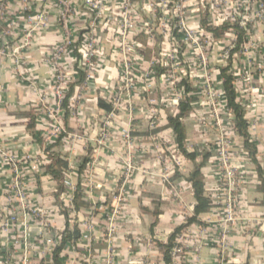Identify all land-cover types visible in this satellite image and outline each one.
<instances>
[{
  "label": "crops",
  "instance_id": "obj_1",
  "mask_svg": "<svg viewBox=\"0 0 264 264\" xmlns=\"http://www.w3.org/2000/svg\"><path fill=\"white\" fill-rule=\"evenodd\" d=\"M69 1L71 45L59 64L67 83L79 79L78 69L85 77L74 85L66 106L67 84L59 101L57 69L50 61L66 38L56 1L4 0L0 12V50L5 52L0 54V264H54L51 252L66 224L62 209L69 228L77 224L80 231L75 242L64 245L62 264H163L156 241H165L193 215L188 176L202 162L200 179L214 205L176 237L173 264H264V174L257 171V166L264 168V8L249 12L245 40L231 64L254 155L233 127L230 153L238 182L231 193L234 219L224 223L216 156L221 137L213 131L207 141L193 124L201 100L196 89L192 110L182 118L186 149L197 153L193 160L179 151L166 126V117L176 112L183 96L174 87L180 95L174 102L170 91L158 88L162 74L157 69L167 66L165 48H174L168 25L174 0H129L128 10L124 0H105L99 16L85 0ZM126 12L132 26L123 31ZM205 13L219 25L237 15L240 22L244 11L234 0H185L183 5L186 25L211 41L216 61L212 78L222 89L217 66L225 64L228 54L224 61L218 55L232 46L234 32L214 40L199 25ZM89 35L97 41V67L87 75L83 45ZM124 59L132 61L136 72L131 110L114 101ZM145 71L149 77L144 80ZM99 100L111 103L112 109L105 111ZM126 131L130 140L123 136ZM48 147L68 163L62 191L46 171ZM85 157L89 161L79 171ZM77 189L86 203L79 208L72 201Z\"/></svg>",
  "mask_w": 264,
  "mask_h": 264
},
{
  "label": "trees",
  "instance_id": "obj_2",
  "mask_svg": "<svg viewBox=\"0 0 264 264\" xmlns=\"http://www.w3.org/2000/svg\"><path fill=\"white\" fill-rule=\"evenodd\" d=\"M170 4V3H169ZM168 25L171 30V45L176 51V56L182 63L183 53L185 50L184 43L178 38L179 24L177 18H169ZM200 27L209 32L211 37L215 40L224 36L229 30L234 32V43L232 46L228 45L225 49L228 52V57L225 60V64L217 66L219 74L222 78V90L225 108L233 116V127L242 136L244 140V147L248 150L250 155H254V146L249 140V135L247 132V122L244 117V108L236 99V90L234 86V76L231 70V64L233 60L234 53L239 51L241 44L245 40L246 30L243 25L239 22V16H235L233 21H223L219 25H214L207 19V13L200 17ZM77 58L80 59L77 49H75ZM158 68V67H157ZM166 68L157 69V75H161L167 72ZM79 79L74 82L67 83V92L62 100V104L66 106V99L71 94L75 84H79L84 80L85 74L82 70L78 69ZM174 86L177 90L183 93V96L178 100L176 106V112L172 115L166 117V126L171 129L177 148L179 151L187 158L194 159L197 153L195 151H188L185 146V132L182 124V118L187 116L192 110V103L196 100L195 88L190 84L188 77L181 75L179 79L174 82ZM99 105L105 110L110 111L112 105L109 102L99 100ZM55 145V143L53 144ZM51 147L45 150L46 157L49 158L48 164L45 166L48 174L57 181L58 191H62V179L67 171L68 163L58 152L50 151ZM208 156L207 153L203 154V160ZM89 161L87 157L79 163V171H81L85 164ZM203 163V162H202ZM202 163H196L193 170L190 172L188 179L192 183L193 196L195 198V204L193 207V215L188 216L182 224L177 226L173 231L167 236L165 241H156L157 246L160 248L162 253L163 264H173V249L178 246L176 242V237L181 233V231L187 228L190 224L194 222H199L198 214L207 210L209 207L213 206V202L209 196L205 194L203 189V182L200 179V166ZM257 171L259 174H264V168L257 166ZM57 195V194H56ZM73 204L75 208L80 206H85L86 203L81 199L79 189L74 192ZM62 214L65 217V227L59 232V238L53 250L51 252V258L54 264H62L60 261V253L64 245L68 242H75L80 237V231L77 224L73 225L72 228L68 226V214L67 211L62 209Z\"/></svg>",
  "mask_w": 264,
  "mask_h": 264
},
{
  "label": "rangeland",
  "instance_id": "obj_3",
  "mask_svg": "<svg viewBox=\"0 0 264 264\" xmlns=\"http://www.w3.org/2000/svg\"><path fill=\"white\" fill-rule=\"evenodd\" d=\"M181 15L184 29L191 32L184 21L183 9ZM162 25L166 29L169 28L167 20L162 21ZM192 32H194L193 34L196 36L193 35ZM192 32L189 37L184 31L180 32L181 40L185 44L182 63H180V60L177 58L174 48H165L163 57L165 58V64L168 70L160 76L158 88L160 87V91H170V100L175 102L179 94L176 92L177 90L174 89V82L179 79L181 75H190L195 84V89L198 91L199 99H201L198 104L199 110L197 109L192 117L193 124L198 128V133L204 136L206 135V139L208 138L207 141H210L209 137L216 133V136L218 135V137L226 138L229 140V143H232L233 136L230 133L232 116L224 108L220 94L221 88L218 86L215 79L212 78V73L215 71L212 64L215 60L213 58L215 55H213V51L211 50V41L193 29ZM218 57H221L223 61L225 60L223 52L218 55ZM123 61L129 64L128 79L130 80L126 81V87L125 82L122 81L121 86L118 87V96L114 98V101L117 107L120 103L124 102L131 110L133 108L131 102L132 92L134 90L133 78L136 76V72L131 60L124 59ZM137 67L139 66L137 65ZM142 77L145 80V78L149 77V74L145 71L142 73ZM142 77L140 76L139 79L143 81ZM120 93H122L121 96ZM213 131L215 133H213ZM217 140H215V143ZM211 143H214V141L211 140ZM216 147L217 155L218 146ZM231 148L232 147L229 145V153ZM222 196L224 197V195L220 197L222 198Z\"/></svg>",
  "mask_w": 264,
  "mask_h": 264
},
{
  "label": "built area",
  "instance_id": "obj_4",
  "mask_svg": "<svg viewBox=\"0 0 264 264\" xmlns=\"http://www.w3.org/2000/svg\"><path fill=\"white\" fill-rule=\"evenodd\" d=\"M56 3L58 4V11H59V23L60 27L66 32V38L64 42L60 43L52 52L50 56V61L51 63L56 66V75H55V81L56 85L54 87L55 93L58 96V99H62L63 97V89L67 84V80L65 77V72L62 70L59 64V60L61 59V56L66 52L67 48L71 45L70 41V34L68 31V18L70 16V13L72 11V4L70 3L69 0H55ZM185 0H174L173 4V18L178 19V24H179V31H184L185 34L190 36L192 29L188 31L184 29L183 27V21H182V9L184 5ZM236 3L237 7L243 8L244 14L240 18V24L245 26L246 22L249 20L248 14L251 12L252 7H256L258 11H260L262 8H264V3L263 0H234ZM254 3V4H253ZM4 0H0V12L3 10L4 7ZM85 4L90 8L94 13L95 16L102 15L104 7H105V0H85ZM123 7L125 10H128L130 7V2L129 0H124L123 1ZM93 26V24H92ZM122 26H123V31H127L131 28L132 26V21L130 19L129 13L126 12L123 15L122 18ZM194 32H192L193 34ZM195 35V34H193ZM196 36V35H195ZM85 43L83 45V70L86 72V74L90 75L92 71H94L97 67V46H96V38L93 35H89L86 37L84 40ZM4 51L0 50V54L4 55ZM228 54L227 51H224L223 56L226 57ZM96 57V58H95ZM128 71H129V64L127 62L122 63L121 66V74H122V81L125 82V87L127 86L126 81H129L128 79ZM221 99L222 102L224 101L223 99V90L221 89ZM180 95H178L177 100L179 99ZM224 105V102H223ZM225 108V106H224ZM226 109V108H225ZM227 112H229L226 109ZM232 125L231 129L233 128V120L231 119ZM231 124V123H230ZM126 139L130 140V136L128 131H126L123 135ZM230 143L229 140L226 138H220L219 139V144L218 146V151H217V161H218V166L221 169L222 175H221V187L219 185V191H223L224 197L220 199V203L224 206V218L221 220L224 223L231 222L234 219L233 216V207H232V199H231V193L234 187L236 186L238 182V176L235 167L231 164V154L228 151ZM218 188V187H217ZM10 221H13V217L10 218ZM50 242V240H48Z\"/></svg>",
  "mask_w": 264,
  "mask_h": 264
}]
</instances>
